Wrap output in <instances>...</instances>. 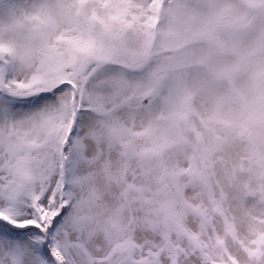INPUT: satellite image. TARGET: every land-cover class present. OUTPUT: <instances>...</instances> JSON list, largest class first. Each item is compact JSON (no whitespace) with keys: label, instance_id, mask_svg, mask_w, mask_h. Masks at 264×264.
<instances>
[{"label":"snow or ice","instance_id":"obj_1","mask_svg":"<svg viewBox=\"0 0 264 264\" xmlns=\"http://www.w3.org/2000/svg\"><path fill=\"white\" fill-rule=\"evenodd\" d=\"M0 264H264V0H0Z\"/></svg>","mask_w":264,"mask_h":264}]
</instances>
